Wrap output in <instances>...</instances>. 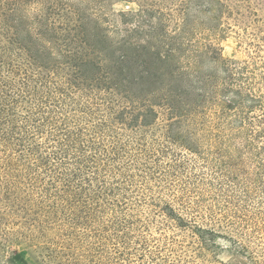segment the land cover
<instances>
[{"label":"trees","instance_id":"1","mask_svg":"<svg viewBox=\"0 0 264 264\" xmlns=\"http://www.w3.org/2000/svg\"><path fill=\"white\" fill-rule=\"evenodd\" d=\"M165 1L178 4L173 27L168 24L172 9L152 2L140 12L122 13L123 27L113 13L96 18L111 22L112 37L98 34L97 27L86 36L87 20L72 7L83 30L80 42L89 44L94 38L99 51L108 49L104 60L113 65L110 79L115 87L161 83V102L153 103L165 108L157 127L159 141H146L139 129L145 121L133 124L128 141L101 119L88 128L82 118L70 116L64 98L57 105L31 88L27 71L19 85L8 80L15 66L0 56L1 247L13 241L14 219L20 212L24 223L28 213L57 224L60 233L48 244L50 251L63 247V236L70 239L75 228L81 231L87 239L83 253L62 252L64 264H132L145 255L161 264H185L182 259L190 248L177 242V231L189 234L203 257L214 244L212 237L223 232L238 256L232 264H263L264 56L227 61L212 55L211 44L200 39L220 28L208 24L219 0ZM10 5L15 15L16 10L22 13L20 4ZM51 14L46 10L42 20L35 19L46 23L41 32L54 30ZM155 19L163 21L156 26ZM127 25L132 28L122 34ZM7 29L12 27L7 24ZM15 37L19 39V33ZM135 55H147L137 61L143 67L137 76L126 71ZM85 64L95 68L91 60L72 67ZM149 97L123 95L127 112L145 105L140 100ZM140 204H149L151 212L163 218L161 245L137 233L142 222L130 210ZM27 220L32 228L38 226L32 222L36 218ZM5 262L13 264L9 258Z\"/></svg>","mask_w":264,"mask_h":264},{"label":"rangeland","instance_id":"2","mask_svg":"<svg viewBox=\"0 0 264 264\" xmlns=\"http://www.w3.org/2000/svg\"><path fill=\"white\" fill-rule=\"evenodd\" d=\"M36 1L0 0V12H2L0 14V56L2 60L15 66V75L9 76L8 80L19 85L21 81L19 78H23L27 71L31 88L42 92V96H49V99L57 105V101L64 98L63 103H67V109L72 112L70 116L82 118V122L88 128L97 126L101 119L117 129L121 133L120 138L128 141L135 128L133 124L135 125L138 120L145 121L146 126L141 125L139 129L145 132L148 143L156 142L161 135L157 127L161 122V112L165 108L153 103L161 102V93L158 92L161 83L150 85L147 81H141L139 85L127 84L124 88L115 87L110 79L113 65L110 61L104 60V54H107L108 49L99 51L95 47L97 43L94 38L89 39V44L80 42L83 30L77 13L72 11V7L77 8L79 15L87 20L84 23L87 26L86 36L90 37L96 33L94 28L97 27L98 34L112 37L114 32L110 27L111 22L107 19H103V22L96 19L103 18L104 12L108 16L113 13V17L119 21L118 24L123 27L122 13L140 12L143 7L146 8L147 3L156 2L172 9L173 15L168 24L169 27H173L176 19L173 9L178 7L177 2L170 4L165 0H43L42 4L38 5ZM13 2L20 4L18 8L22 13L17 14L18 10H16L15 15L13 11H10L13 7L10 4ZM219 2L221 4L216 3L214 12L208 15L210 27L220 26L216 34L212 33L211 36L202 37V39L196 35L194 39L210 43L212 55L227 61L243 60L257 54L264 56V0H219ZM46 10L52 11L53 26L51 27H54V30H47L44 33L41 31L46 29V23L38 24L35 19L38 17L42 20ZM65 13L68 14L66 17L63 16ZM18 16L19 22L16 20ZM161 21L163 20L155 19L154 23L159 26ZM200 22L201 20H196L195 23ZM7 24L12 29H7ZM32 26H35V29L30 31ZM127 26L129 27L121 30L122 34L132 28L130 25ZM15 32L19 33V39H16ZM43 33L45 36H42ZM63 33L66 34L67 44ZM141 56L147 57V55H135L134 59L128 62L126 71L131 70L129 75L134 73L137 76L143 68L137 63L138 60L143 59ZM81 60L93 61L92 65L95 68L92 69L89 64H85V68L82 65L77 68L72 67V64H77ZM3 69H6V66ZM154 91L156 93L151 94ZM123 95L129 98L151 95V98L149 97L150 99L146 101L140 100L145 105L137 104L136 109L128 113ZM31 99L34 106L40 104L37 96ZM149 106H152V109H149ZM95 131L99 133L98 130L95 129ZM178 148L181 147L176 146V150ZM151 210L152 207L149 204H140L132 207L130 212L134 219L142 222L137 230L139 236L152 240L150 244L156 240L161 245L164 242L162 235L165 233L164 226L160 222L163 218L153 214ZM22 215L19 212L14 219L17 222L12 230L16 232L14 231L13 241L9 242L10 246L1 247L3 245H0V264H6V258L12 260L13 264H64L63 253L66 254L68 251L75 254L83 253L87 239L77 228L74 231L75 235L70 239L63 236L64 244L58 249L59 251H50L48 244L54 243L55 236L60 233L57 224L50 223V220L42 222L44 219L42 215L24 214L27 222H30L27 219L31 217L41 221L40 224L32 221L34 225H38L34 229L27 222L24 223L25 219ZM1 225L2 220H0ZM19 232H22V235ZM167 233L170 234L171 231ZM174 236L177 242H183L190 248L184 254L186 259H182L185 264H232L233 260L238 258L228 240L226 241L223 237V232H219V236L212 237L213 240L210 243L214 244H210L209 251H204V257L195 251V243L189 234L177 231ZM67 243H70L69 249L65 248ZM85 248H89L88 252L91 251L90 247ZM85 257V255L82 256L83 260ZM261 259L264 264V258ZM131 263L161 264L162 262L157 258L149 259L145 255L141 261L134 259Z\"/></svg>","mask_w":264,"mask_h":264}]
</instances>
